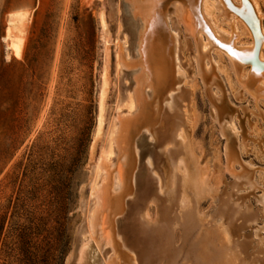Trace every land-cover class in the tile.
Here are the masks:
<instances>
[{
    "label": "rangeland",
    "instance_id": "obj_1",
    "mask_svg": "<svg viewBox=\"0 0 264 264\" xmlns=\"http://www.w3.org/2000/svg\"><path fill=\"white\" fill-rule=\"evenodd\" d=\"M110 4L109 33L104 37L99 14L108 10ZM172 7V1L166 0L162 9L171 13ZM21 10L28 13L25 44L22 57L16 58L10 52L7 55L3 38L8 14ZM120 19L129 35L128 51L137 59L139 22L131 17L126 0H0V264H77L79 261L84 240L80 227L85 209V205L81 208V198L88 199L89 168L96 157V153L91 157V146L97 125L100 75L106 55L113 69V40ZM217 27L228 29L221 21ZM176 31L185 75L180 84L190 93L180 107L186 123L181 141L189 149L186 163L193 166L199 180L208 187L198 199L191 191V201L197 200L191 205L197 207L196 211L193 208L197 217H204L214 225L228 223L223 213L226 206L222 204L227 196H230V209L256 213L255 222L236 217L233 225L241 224V227L233 239L236 246L237 242L246 243L242 256L262 258L264 245L259 241L261 235L256 237L254 231L264 224V211L258 201L264 190V104L256 106L248 96L238 92L235 78L225 76V62L212 50L211 62L218 77L208 93L215 104L230 111L238 131L236 147L241 164L253 170L256 186L236 188L233 177L224 169L225 137L219 132L215 109L194 73L193 40L181 25H177ZM105 39L109 40L106 46ZM133 75L132 71H123L125 88L133 85ZM111 89L108 113L116 99V92ZM144 91L148 100L158 102V111L153 115L158 117L164 111L169 90L164 89L157 98L152 97L149 87ZM153 133V126H141L132 137V189L125 197V213L116 217L117 238L130 243L124 248L134 255H138V249L126 224L132 204L143 193L149 177L152 188L142 211L149 223H155L163 213V204L153 194L160 193L158 182L160 186L164 180L160 172L163 160L159 159L164 147ZM185 167L186 164L180 165V175L185 173ZM178 205L172 213L176 216L178 211L176 219L169 227L174 228L173 246L183 251L186 237L179 215L187 205L180 201ZM93 246V243L85 246L88 262L103 264L96 258L98 250ZM182 251L174 261L193 264L187 263ZM160 260L162 264L168 261Z\"/></svg>",
    "mask_w": 264,
    "mask_h": 264
},
{
    "label": "bare ground",
    "instance_id": "obj_2",
    "mask_svg": "<svg viewBox=\"0 0 264 264\" xmlns=\"http://www.w3.org/2000/svg\"><path fill=\"white\" fill-rule=\"evenodd\" d=\"M126 1L130 4L131 17L139 22L137 59H133L128 51L130 39L120 19L116 22L113 40V69L106 55L100 75L97 125L91 146V157L93 159L95 153L96 157L89 168L88 199L84 200L83 196L81 198V208L85 205L80 227L84 240L77 264H91L88 262V251L85 250V246L90 243L97 248L96 258L103 264H139L140 261L142 264H156L161 258L168 259L165 264H177L174 259L182 250L173 246L174 228L170 230L169 225L176 219L178 211L176 216L172 213L179 201L187 205L182 206L184 210L180 211L179 215L184 224L186 244L185 248L182 246V252L188 260L187 263L264 264V256H242L241 252L246 243L237 242V248L233 239V235L237 234L241 227V224L233 225L236 217L255 222L258 219L256 213L230 209V196H227L222 200V204L226 206L223 213L226 214L228 223L214 225L209 223L210 220H204V217H197L194 212L197 207L191 205L208 187L204 181L199 180L193 166L186 163L189 149L187 143L181 141L186 123L180 107L181 102L187 100L190 93L180 84L185 75L180 63L179 34L176 31L177 25H181L185 33L192 38L194 73L207 93L212 85L217 84L218 76L211 62L214 50L219 59L225 62V76L228 79L233 76L238 83V92L248 96L256 106L264 104V0H171V13L164 12L163 6H160L166 0ZM108 10L106 8L99 14L104 37L109 33L111 4ZM27 15V11L22 10L8 14V26L3 38L8 56L10 52L16 58L22 57ZM219 21L225 23L228 29L220 30L217 27ZM107 39L104 40L105 46L109 43ZM139 58L145 69L150 68V78H146ZM124 70L134 73L133 85L130 88H125L126 84L122 80ZM112 87L116 92V99L113 110L108 113V98ZM147 87L154 98L162 95L164 89L169 90L164 99V111L158 117L153 116L158 111V102L146 98L144 88ZM209 96L216 112L219 132L225 137L224 169L233 177L236 188L253 189L256 187L252 180L253 170L241 164L236 147L238 131L230 111L224 105L215 104L210 94ZM149 125L153 126L156 141L164 147L159 155V159L163 160L160 172L164 179L160 186L158 182L161 196L154 191V194L152 193L154 199L163 204V213L155 223H149L143 212V204L147 203L144 201L151 187L149 177L143 193L136 196L138 199L132 204V214L128 216L126 224L127 229H131L134 245L138 249V255H134L124 248L130 243L117 238L116 217L125 213V197L132 189L133 160L130 142L139 127ZM182 164H186L185 173L180 175ZM191 191L196 197L192 201ZM232 193L233 191L230 195ZM258 201L264 211V190ZM179 207L180 204L177 208ZM234 213L237 214L235 217ZM254 235H261L259 241L264 245V224L255 227Z\"/></svg>",
    "mask_w": 264,
    "mask_h": 264
},
{
    "label": "water",
    "instance_id": "obj_3",
    "mask_svg": "<svg viewBox=\"0 0 264 264\" xmlns=\"http://www.w3.org/2000/svg\"><path fill=\"white\" fill-rule=\"evenodd\" d=\"M163 5H164V2L160 6H163ZM139 63H140V66L142 67V69L144 71V74H145L146 78H150L151 77L150 68L148 69V67H147V69H145L144 63L142 62V60L140 58H139Z\"/></svg>",
    "mask_w": 264,
    "mask_h": 264
}]
</instances>
